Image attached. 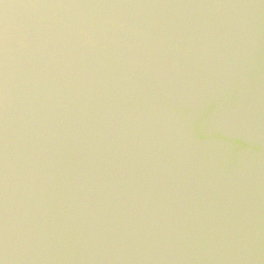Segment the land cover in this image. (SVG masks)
<instances>
[{
  "label": "water",
  "instance_id": "water-1",
  "mask_svg": "<svg viewBox=\"0 0 264 264\" xmlns=\"http://www.w3.org/2000/svg\"><path fill=\"white\" fill-rule=\"evenodd\" d=\"M0 264H264V0H0Z\"/></svg>",
  "mask_w": 264,
  "mask_h": 264
}]
</instances>
